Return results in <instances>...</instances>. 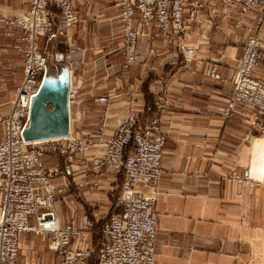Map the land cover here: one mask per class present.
<instances>
[{
	"label": "crops",
	"instance_id": "crops-1",
	"mask_svg": "<svg viewBox=\"0 0 264 264\" xmlns=\"http://www.w3.org/2000/svg\"><path fill=\"white\" fill-rule=\"evenodd\" d=\"M108 1L75 3V8L81 10L79 26L69 31L65 39L50 34L38 42L45 51L53 49L60 40H72L82 52L77 56L80 67L74 71V86H79V93L73 112L71 107L73 134L81 137L86 129L96 127L101 112L106 111L107 126L102 137L106 140L127 114L149 117L156 96L162 95L169 109L162 114L168 139L161 195L156 205L157 264H264V132L260 129L264 117L241 106L233 117L223 116L225 90L242 55V46L235 43L228 24H224L227 32L216 31L204 23L206 13L201 12L188 40L198 52L188 67L175 47L158 41L156 55L122 71L125 57L119 5L116 3L115 7ZM99 2L108 3L100 13ZM30 8L31 0L0 1V13L5 17L20 15ZM6 32V25L0 22V141L5 134L2 119L22 83L24 70V58L14 49L20 33L7 36ZM214 64L221 75L219 81L205 74ZM256 76L264 79V58ZM117 77L120 78L116 80ZM106 93L111 94L108 106L91 101L92 96ZM101 155L93 147L86 157L91 161ZM44 162L52 168L62 163V157L46 156ZM73 168V179L59 177L53 182L62 189L55 207L59 219L82 227L86 219L94 220L104 213L106 223L118 212L113 198L121 180L105 170L102 189L84 198L85 190L79 189L76 181L93 180L95 174L85 172L80 160ZM244 169L250 170L259 186H240L229 179L232 172L242 173ZM137 190L145 194L153 191L145 185H138ZM2 198L0 191V205ZM111 209L113 214L108 213ZM30 223L35 224V219L31 218ZM100 234L101 230H87L70 246L93 247ZM19 248L18 260L22 264L58 263V255L49 251L44 235L22 233Z\"/></svg>",
	"mask_w": 264,
	"mask_h": 264
},
{
	"label": "built area",
	"instance_id": "built-area-1",
	"mask_svg": "<svg viewBox=\"0 0 264 264\" xmlns=\"http://www.w3.org/2000/svg\"><path fill=\"white\" fill-rule=\"evenodd\" d=\"M1 1V0H0ZM79 0H31L28 12L13 17L0 13V22L7 27L6 35L18 31L14 49L24 58L23 80L15 90L10 108L2 119L5 130L0 141V264H22L18 260L20 235L36 233L48 239V249L58 255L57 264H157L158 214L157 201L161 195L164 148L168 139L162 114L169 108L162 95H157L152 114L129 113L119 123L110 138L104 140L107 112H101L99 123L88 128L81 137L69 136L28 142L24 132L29 126L32 102L49 75L51 54L42 51L39 39L50 34L67 37L70 29L80 22L75 8ZM121 23L122 71L140 65L158 53L155 43L163 41L175 47L183 64L196 59L198 49L189 43L192 27L205 12L208 23L218 31L216 23H230L234 41L242 46V55L226 92L223 116L233 117L238 107H249L264 117V79L256 76L264 58V0H118ZM218 5L221 8H218ZM68 66L78 70L80 49L72 40L67 42ZM206 76L221 80L214 64ZM120 75V74H119ZM120 77H117L118 80ZM81 83V82H80ZM82 85V83H81ZM79 86L69 93L70 106L77 104ZM116 90V89H115ZM111 94L92 96L91 101L108 106ZM130 100V97L128 98ZM261 131L264 132V126ZM98 138V141L96 139ZM97 147L100 157L88 160L90 149ZM59 155L62 163L49 168L44 157ZM77 160L85 172L95 174L93 180L76 181L88 198L102 189L105 170L121 180L115 197L118 212L103 224L97 244L86 249L72 248L74 239L94 228V221L86 219L82 227L65 223L56 213L57 196L61 188L56 178H74ZM229 179L240 186H259L249 169L232 172ZM138 185L152 187L150 194L137 190ZM242 196V190L238 191ZM100 208L99 203L94 204ZM34 218L36 223L31 224ZM98 219V217L96 218Z\"/></svg>",
	"mask_w": 264,
	"mask_h": 264
},
{
	"label": "water",
	"instance_id": "water-1",
	"mask_svg": "<svg viewBox=\"0 0 264 264\" xmlns=\"http://www.w3.org/2000/svg\"><path fill=\"white\" fill-rule=\"evenodd\" d=\"M70 86V71L66 65L58 74H49L44 79L32 102L30 124L24 132L26 141H45L70 135Z\"/></svg>",
	"mask_w": 264,
	"mask_h": 264
},
{
	"label": "rangeland",
	"instance_id": "rangeland-1",
	"mask_svg": "<svg viewBox=\"0 0 264 264\" xmlns=\"http://www.w3.org/2000/svg\"><path fill=\"white\" fill-rule=\"evenodd\" d=\"M81 1L82 0H79V1H77L76 3H81ZM110 1V4L111 5H114L115 7H116V3L117 4H119V2H118V0H109ZM109 1H108V3H109ZM116 1V2H115ZM108 3L107 4H105V3H102V2H99V3H97V8H101L100 10H98V12L100 13V12H102L101 10H103V8H104V6L105 5H108ZM76 5V4H75ZM77 9V8H76ZM79 12H80V19H81V10L79 9V7H78V9H77ZM119 11H120V8H119ZM92 13H93V11H92ZM119 15H120V12H119ZM96 16H98V15H96ZM96 16H94L95 17V19H96ZM90 17V16H89ZM82 18H83V15H82ZM206 18H207V15H206ZM84 20V19H83ZM81 22H82V20H81ZM216 23L219 25V26H221L222 28H223V32L222 33H224V32H227V31H224L226 28H225V25H227L228 24V30H230L229 29V26H231V24L230 23H222L220 20H216ZM196 24V23H195ZM225 24V25H224ZM79 26V25H78ZM77 26V27H78ZM194 26V25H193ZM193 28V27H192ZM73 29V28H72ZM72 29H70V31L72 30ZM212 29H214V30H216V31H218L216 28H215V26H213L212 27ZM263 36H264V29H263ZM190 37H192V33H191V35H190ZM62 39L64 38H66V37H61ZM75 42V41H74ZM57 45L52 49H50V50H46V51H48V52H50V54H51V60H50V62H49V68H50V73L49 74H51V75H55V74H58L60 71H61V69H62V67H64L65 65H68V63H67V55L69 54V47H68V44H67V42L65 41H63V43H62V41L60 40V42L58 41L57 43H56ZM76 48L77 49H79V47L77 46V44H76ZM57 54H59V55H57ZM61 55L63 56V58H61ZM70 72H71V70H70ZM47 76H49V75H47ZM70 78H71V84H72V81H74V78L71 76V73H70ZM74 83V82H73ZM156 100V99H155ZM155 100H154V103H153V107H154V104H155ZM153 109V108H152ZM72 112H73V106H72ZM117 196V192H115L114 193V198L113 199H115V197ZM111 206V205H110ZM109 206V207H110ZM113 211H112V209H111V211H109L108 213L109 214H113L112 213ZM105 215H104V213L102 214V216L101 217H99L98 219H94L93 221H94V223H95V225H94V228L92 229V230H98V231H100L101 229H102V226H103V224H105V221L107 220V219H105V218H103Z\"/></svg>",
	"mask_w": 264,
	"mask_h": 264
},
{
	"label": "bare ground",
	"instance_id": "bare-ground-1",
	"mask_svg": "<svg viewBox=\"0 0 264 264\" xmlns=\"http://www.w3.org/2000/svg\"><path fill=\"white\" fill-rule=\"evenodd\" d=\"M71 70V76L74 78V72L72 71V69L69 67V71ZM74 82V83H73ZM77 83H80V82H77ZM74 85H76V81H72V84H71V87H70V90L74 87ZM70 93V92H69ZM70 104V103H69ZM72 106H70V108H71ZM30 115H31V112H30ZM126 117V116H125ZM124 117V118H125ZM123 118V119H124ZM122 121V120H121ZM29 124H30V122H29ZM29 127V126H28ZM71 133H72V123H71Z\"/></svg>",
	"mask_w": 264,
	"mask_h": 264
}]
</instances>
